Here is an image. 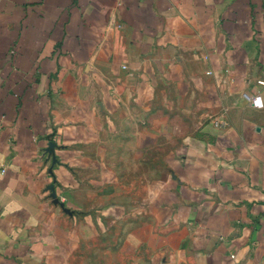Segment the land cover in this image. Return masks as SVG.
<instances>
[{
  "label": "crops",
  "instance_id": "1",
  "mask_svg": "<svg viewBox=\"0 0 264 264\" xmlns=\"http://www.w3.org/2000/svg\"><path fill=\"white\" fill-rule=\"evenodd\" d=\"M260 82L264 0H0V264H264Z\"/></svg>",
  "mask_w": 264,
  "mask_h": 264
},
{
  "label": "built area",
  "instance_id": "2",
  "mask_svg": "<svg viewBox=\"0 0 264 264\" xmlns=\"http://www.w3.org/2000/svg\"><path fill=\"white\" fill-rule=\"evenodd\" d=\"M260 84L261 85H264V82H260ZM246 98H248L249 99V96H245ZM55 166V163L53 162V164H52V166H51V168H50V170H51V172L53 171V167Z\"/></svg>",
  "mask_w": 264,
  "mask_h": 264
},
{
  "label": "clouds",
  "instance_id": "3",
  "mask_svg": "<svg viewBox=\"0 0 264 264\" xmlns=\"http://www.w3.org/2000/svg\"><path fill=\"white\" fill-rule=\"evenodd\" d=\"M259 103V101H257Z\"/></svg>",
  "mask_w": 264,
  "mask_h": 264
}]
</instances>
